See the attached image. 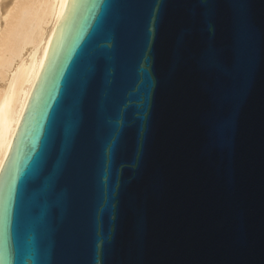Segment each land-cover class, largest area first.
<instances>
[{"label":"water","instance_id":"water-1","mask_svg":"<svg viewBox=\"0 0 264 264\" xmlns=\"http://www.w3.org/2000/svg\"><path fill=\"white\" fill-rule=\"evenodd\" d=\"M0 264H264V0H67Z\"/></svg>","mask_w":264,"mask_h":264},{"label":"bare ground","instance_id":"bare-ground-1","mask_svg":"<svg viewBox=\"0 0 264 264\" xmlns=\"http://www.w3.org/2000/svg\"><path fill=\"white\" fill-rule=\"evenodd\" d=\"M67 0H0V170Z\"/></svg>","mask_w":264,"mask_h":264},{"label":"snow or ice","instance_id":"snow-or-ice-1","mask_svg":"<svg viewBox=\"0 0 264 264\" xmlns=\"http://www.w3.org/2000/svg\"><path fill=\"white\" fill-rule=\"evenodd\" d=\"M102 47H108L107 45H103Z\"/></svg>","mask_w":264,"mask_h":264}]
</instances>
